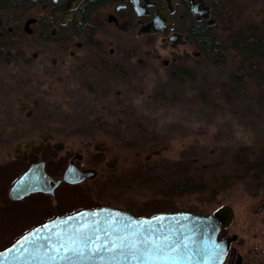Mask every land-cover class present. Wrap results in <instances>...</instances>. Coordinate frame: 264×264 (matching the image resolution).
Returning <instances> with one entry per match:
<instances>
[{
	"label": "flooded vegetation",
	"instance_id": "flooded-vegetation-1",
	"mask_svg": "<svg viewBox=\"0 0 264 264\" xmlns=\"http://www.w3.org/2000/svg\"><path fill=\"white\" fill-rule=\"evenodd\" d=\"M244 13L264 17V0H0V252L37 227L84 210L58 212L75 190L91 193L90 182H107L118 166L117 157L89 156L60 140L58 131L66 128L59 114L66 121L103 112L90 125L110 135L117 123L108 120L126 111L119 105L122 88L139 66L161 60L172 68L199 57L208 44L224 47L221 26ZM11 61L18 73H4ZM95 149L105 153L98 142ZM31 169L43 172L42 189L14 198L16 183ZM69 171L73 181L84 178L72 182ZM102 207L111 206L95 208ZM225 207L232 216L218 235L228 242L222 264H264V202L245 215L243 234L235 231L233 207Z\"/></svg>",
	"mask_w": 264,
	"mask_h": 264
},
{
	"label": "rangeland",
	"instance_id": "rangeland-1",
	"mask_svg": "<svg viewBox=\"0 0 264 264\" xmlns=\"http://www.w3.org/2000/svg\"><path fill=\"white\" fill-rule=\"evenodd\" d=\"M221 28L228 38L223 61L204 52L172 68L161 60L139 66L137 78L122 88L119 105L126 111L108 120L117 123L110 135L90 125L103 112L71 114L66 121L58 115L66 128L58 131L59 139L67 146L119 161L110 180L90 182L88 188L95 189L89 194L83 187L75 190L73 201L59 205V214L111 206L137 217L184 212L209 217L231 206L235 231L243 234L245 215L264 202V62L244 60L236 41L240 34L263 36L264 17L244 13ZM254 62L262 64L258 74L249 70ZM31 67L35 70L34 62ZM3 70L18 73L20 65L11 61Z\"/></svg>",
	"mask_w": 264,
	"mask_h": 264
},
{
	"label": "water",
	"instance_id": "water-1",
	"mask_svg": "<svg viewBox=\"0 0 264 264\" xmlns=\"http://www.w3.org/2000/svg\"><path fill=\"white\" fill-rule=\"evenodd\" d=\"M40 176L43 172L31 169L12 196L41 190ZM83 178L73 181L70 171L66 175L72 182ZM231 216L229 207L209 217L189 212L137 217L111 207L84 209L32 230L0 252V264H222L228 242L218 235ZM69 241L79 253L60 248ZM155 245L164 246L162 254L153 253Z\"/></svg>",
	"mask_w": 264,
	"mask_h": 264
},
{
	"label": "trees",
	"instance_id": "trees-1",
	"mask_svg": "<svg viewBox=\"0 0 264 264\" xmlns=\"http://www.w3.org/2000/svg\"><path fill=\"white\" fill-rule=\"evenodd\" d=\"M237 44V51L240 53V55L246 59V61L252 59L257 62L263 61L264 62V35L260 36L257 35L256 33L250 34H240L238 36V40L236 41ZM211 44H208V48H206L205 52L210 54V58L215 60V61H223L226 57V51L225 47L223 46H210ZM256 63V62H254ZM257 65H251L249 64L248 67L249 70L253 73L258 74L259 66L258 63ZM264 66V65H263ZM262 67V66H261ZM257 68V69H256Z\"/></svg>",
	"mask_w": 264,
	"mask_h": 264
},
{
	"label": "snow or ice",
	"instance_id": "snow-or-ice-1",
	"mask_svg": "<svg viewBox=\"0 0 264 264\" xmlns=\"http://www.w3.org/2000/svg\"><path fill=\"white\" fill-rule=\"evenodd\" d=\"M60 248L66 249V250H68L69 252H76V253H79V249L76 248V247L71 243V241H69L68 243H65V244H61V245H60ZM56 251H59V249H56ZM152 251H153L154 254L160 255V254H162L163 251H164V246H162V245H155V246L152 248Z\"/></svg>",
	"mask_w": 264,
	"mask_h": 264
}]
</instances>
